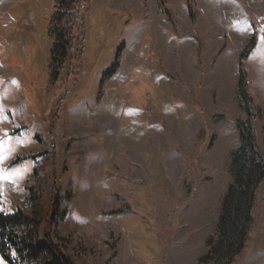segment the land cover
I'll list each match as a JSON object with an SVG mask.
<instances>
[{
    "label": "rangeland",
    "instance_id": "374dc122",
    "mask_svg": "<svg viewBox=\"0 0 264 264\" xmlns=\"http://www.w3.org/2000/svg\"><path fill=\"white\" fill-rule=\"evenodd\" d=\"M54 11L0 0V213L41 220L76 264H219L202 260L248 118L239 66L254 36L243 64L264 152V0H90L57 76ZM263 213L264 181L235 264H264Z\"/></svg>",
    "mask_w": 264,
    "mask_h": 264
},
{
    "label": "trees",
    "instance_id": "16d2710c",
    "mask_svg": "<svg viewBox=\"0 0 264 264\" xmlns=\"http://www.w3.org/2000/svg\"><path fill=\"white\" fill-rule=\"evenodd\" d=\"M89 8L90 0H54L55 11L47 26L48 36L53 40L48 57V68L52 76H57L55 67H60L57 64L60 55L66 56L72 48L67 22L77 19L82 10L87 11ZM256 41L254 36L241 54L238 96L248 118L238 123L240 145L232 152L233 182L222 201L216 238L209 242L211 253L202 260L203 262L211 256H216L220 260L219 264H235L246 251L254 226L253 208L256 193L264 181V152L258 145L255 131L257 108L248 93V76L243 62L255 48ZM41 224V220L29 216L21 209L13 213H0V254L5 262L76 264L53 239L50 232H46L45 237L41 239Z\"/></svg>",
    "mask_w": 264,
    "mask_h": 264
},
{
    "label": "crops",
    "instance_id": "0c3cea01",
    "mask_svg": "<svg viewBox=\"0 0 264 264\" xmlns=\"http://www.w3.org/2000/svg\"><path fill=\"white\" fill-rule=\"evenodd\" d=\"M256 220H258V218H256ZM260 220H264V213H263V218L261 217V219Z\"/></svg>",
    "mask_w": 264,
    "mask_h": 264
},
{
    "label": "snow or ice",
    "instance_id": "6c2138e0",
    "mask_svg": "<svg viewBox=\"0 0 264 264\" xmlns=\"http://www.w3.org/2000/svg\"><path fill=\"white\" fill-rule=\"evenodd\" d=\"M262 39H264V37H262ZM5 179H7V177H5Z\"/></svg>",
    "mask_w": 264,
    "mask_h": 264
}]
</instances>
